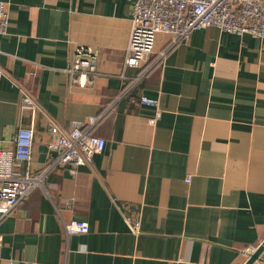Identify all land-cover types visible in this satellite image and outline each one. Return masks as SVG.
Listing matches in <instances>:
<instances>
[{"label": "crops", "instance_id": "0c3cea01", "mask_svg": "<svg viewBox=\"0 0 264 264\" xmlns=\"http://www.w3.org/2000/svg\"><path fill=\"white\" fill-rule=\"evenodd\" d=\"M3 1L1 145L34 128L30 166L42 171L52 126L101 115L92 132L106 147L76 174L50 171L3 218L0 264H244L264 240V39L217 26L179 41L160 33L125 68L128 0ZM81 46L99 72L85 86L68 72ZM77 219L90 231L68 238L64 222Z\"/></svg>", "mask_w": 264, "mask_h": 264}, {"label": "built area", "instance_id": "2783aa9c", "mask_svg": "<svg viewBox=\"0 0 264 264\" xmlns=\"http://www.w3.org/2000/svg\"><path fill=\"white\" fill-rule=\"evenodd\" d=\"M131 4V31L125 51L124 67H139L154 52L160 33L175 36V41L185 39L193 31L217 26L223 31L240 36L251 35L264 39V0H128ZM10 15L7 3L0 0V35L8 32ZM72 80L87 85L99 72L95 55H89L86 47H76L68 68ZM0 66V78L6 76ZM123 75V74H122ZM144 75V74H143ZM124 76V75H123ZM141 77L134 78L137 83ZM141 102L158 106V99L141 97ZM23 107L33 106L31 97L25 93ZM102 116L87 120H73L70 129L57 125L51 130L56 134L50 145L56 154L47 166L34 172L30 166L34 147V128H20L11 147L0 143V222L24 201L35 189L45 188L50 171L66 168L76 174L82 165L91 164L94 155L106 147V139L92 131ZM21 163L24 165L20 168ZM26 164V166H25ZM191 175L186 178L190 181ZM139 221L134 228H139ZM66 236L87 234L89 222L82 219L64 222ZM259 245L243 250L248 257Z\"/></svg>", "mask_w": 264, "mask_h": 264}, {"label": "water", "instance_id": "95a60500", "mask_svg": "<svg viewBox=\"0 0 264 264\" xmlns=\"http://www.w3.org/2000/svg\"><path fill=\"white\" fill-rule=\"evenodd\" d=\"M264 253V240L260 243L258 248L254 252L248 253V258L244 264H254L259 260Z\"/></svg>", "mask_w": 264, "mask_h": 264}]
</instances>
